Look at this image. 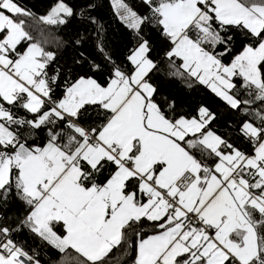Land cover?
I'll return each instance as SVG.
<instances>
[{
	"label": "snow or ice",
	"instance_id": "6c2138e0",
	"mask_svg": "<svg viewBox=\"0 0 264 264\" xmlns=\"http://www.w3.org/2000/svg\"><path fill=\"white\" fill-rule=\"evenodd\" d=\"M108 2L0 0V264H264V0Z\"/></svg>",
	"mask_w": 264,
	"mask_h": 264
},
{
	"label": "trees",
	"instance_id": "16d2710c",
	"mask_svg": "<svg viewBox=\"0 0 264 264\" xmlns=\"http://www.w3.org/2000/svg\"><path fill=\"white\" fill-rule=\"evenodd\" d=\"M28 2L29 6L32 8L33 11H35L38 15H43L50 7L53 0H28ZM101 5L102 6L100 7L99 12L102 16L109 19L114 25L115 31L113 35L115 39V47L117 49L118 55L123 56L126 52V48L128 45V40L126 38L125 32L121 29L120 24L116 21V18L113 14L108 0H101ZM34 24L35 22H33V24L30 26H34ZM40 28L47 29V26L41 24ZM52 31L55 30L53 29ZM65 31H68V29H65ZM52 47H54V45H52ZM162 48L163 45H161L159 40H156L155 52L162 54ZM163 88L166 92L170 91L173 94H176L180 99H182L186 103H191L193 105L198 100L206 98L208 96L206 89L202 86H198L194 90L189 92L187 89H184L179 82H164ZM144 227L145 229H147V224H145ZM20 238L25 239L27 237ZM27 239L29 245L35 247L33 241L30 238ZM37 251L40 253L42 264H57V262L61 261V254L48 245L40 246L39 248H37ZM124 253V248L114 249L113 252L110 254V257L112 258L109 260V264H133L135 252L129 249L127 254ZM69 254L71 256L76 255L73 250H69Z\"/></svg>",
	"mask_w": 264,
	"mask_h": 264
}]
</instances>
